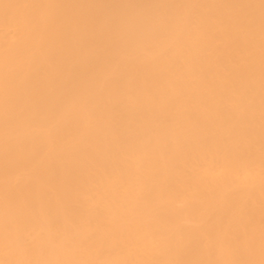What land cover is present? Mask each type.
I'll use <instances>...</instances> for the list:
<instances>
[{
  "label": "bare ground",
  "instance_id": "1",
  "mask_svg": "<svg viewBox=\"0 0 264 264\" xmlns=\"http://www.w3.org/2000/svg\"><path fill=\"white\" fill-rule=\"evenodd\" d=\"M0 264H264V0H0Z\"/></svg>",
  "mask_w": 264,
  "mask_h": 264
},
{
  "label": "rangeland",
  "instance_id": "2",
  "mask_svg": "<svg viewBox=\"0 0 264 264\" xmlns=\"http://www.w3.org/2000/svg\"><path fill=\"white\" fill-rule=\"evenodd\" d=\"M1 193H3L2 189H0V194H1ZM0 199H1V198H0ZM2 199H3V198H2ZM2 199H1V200H2ZM3 200H4V199H3Z\"/></svg>",
  "mask_w": 264,
  "mask_h": 264
}]
</instances>
